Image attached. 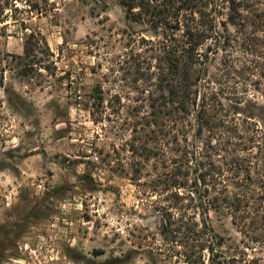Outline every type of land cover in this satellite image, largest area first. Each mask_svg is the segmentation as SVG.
<instances>
[{
    "label": "rangeland",
    "instance_id": "1",
    "mask_svg": "<svg viewBox=\"0 0 264 264\" xmlns=\"http://www.w3.org/2000/svg\"><path fill=\"white\" fill-rule=\"evenodd\" d=\"M208 1L198 141L142 118L166 95L161 35L110 1L0 0V264H199L189 216L221 261L264 264V0Z\"/></svg>",
    "mask_w": 264,
    "mask_h": 264
},
{
    "label": "trees",
    "instance_id": "2",
    "mask_svg": "<svg viewBox=\"0 0 264 264\" xmlns=\"http://www.w3.org/2000/svg\"><path fill=\"white\" fill-rule=\"evenodd\" d=\"M104 9L108 7L106 1H110L121 8L128 21L137 24H144L153 35H161L166 43H163V53L167 65V73H162L157 78L158 91H165L163 101L157 99L149 105L150 112L143 115L144 120H151L152 125L156 127H164L163 119L187 120V125L194 129V136L199 141V135L203 132V127H207L211 132L215 129V122L211 118H207L203 112L204 108L199 103V82L201 79L202 66L208 59L204 55L202 48L209 42L214 40L217 35L214 13L208 10L210 5L208 0H97ZM219 0H216L218 2ZM229 3V0H225ZM231 8H233L231 6ZM181 33V34H180ZM177 35H180L178 41ZM28 49L25 48L27 54ZM28 55V54H27ZM199 65L200 69H196ZM158 70H161L159 66ZM161 84V87H160ZM101 91L99 92L100 95ZM163 96V95H162ZM101 101V97L97 98ZM190 131V130H189ZM185 136L184 155L186 156V165H190L191 161H195L199 169V149L191 145L187 139L190 132ZM162 132V130L160 131ZM175 139V136H173ZM192 150H191V149ZM198 179L194 181L195 193L191 195L197 196V202L194 204L193 198H189L190 204L186 207L180 206L179 210L184 213L203 209L201 196L199 193ZM173 200L179 201L177 193H174ZM224 201H226L224 199ZM217 205V204H216ZM210 207V206H209ZM176 209V208H173ZM208 210V209H207ZM202 211V212H203ZM203 217L199 212V219ZM195 219V216H189V219L183 225L185 226L187 240L192 237H198L195 245L199 249V264H205L204 253L210 254V264H234L235 259L221 261L219 248L221 243L208 230L206 218L203 217L199 224L197 222L190 223L189 220ZM193 219V220H194ZM169 226L174 223L168 222ZM199 228V232L194 228ZM169 230V228H167ZM179 231H170L171 234ZM194 242V240H193Z\"/></svg>",
    "mask_w": 264,
    "mask_h": 264
}]
</instances>
